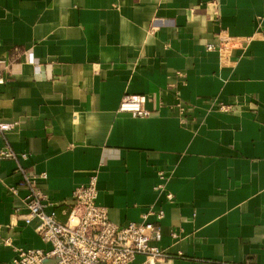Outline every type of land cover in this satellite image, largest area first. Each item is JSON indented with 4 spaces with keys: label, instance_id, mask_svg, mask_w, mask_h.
<instances>
[{
    "label": "crops",
    "instance_id": "1",
    "mask_svg": "<svg viewBox=\"0 0 264 264\" xmlns=\"http://www.w3.org/2000/svg\"><path fill=\"white\" fill-rule=\"evenodd\" d=\"M0 60V149L27 153L61 220L97 173L112 221L164 210L159 264H264V0H0ZM17 166L0 158V264L51 246L14 214Z\"/></svg>",
    "mask_w": 264,
    "mask_h": 264
},
{
    "label": "built area",
    "instance_id": "2",
    "mask_svg": "<svg viewBox=\"0 0 264 264\" xmlns=\"http://www.w3.org/2000/svg\"><path fill=\"white\" fill-rule=\"evenodd\" d=\"M228 42V41H227ZM233 42H236L235 40ZM208 45V49H214ZM29 60L34 62L29 53ZM4 61L0 60V63ZM36 70L40 65H35ZM0 83L4 78L0 75ZM147 97L142 94H126L120 104L121 111H127L134 116H148ZM183 112L185 107L178 103ZM220 110H229L230 105L221 104ZM14 123L0 122V131L6 134ZM27 153H17L6 141L0 149V158H10L18 162L16 171L21 175L17 185H6L13 194L18 195L19 189H25L22 212L17 207L14 214L29 225L37 221L35 231L41 239L49 243V249L32 247H15V256L12 264H159V261L168 256L160 246L162 239L161 221L164 218L163 209L149 207L142 213L141 221H130L119 224L109 217L107 207L98 204L97 173H94L87 184L77 186L73 191L72 199L67 203L66 219L58 216L57 205L47 193L37 184L38 174L32 173L21 163L27 158ZM41 176L46 177V173ZM159 183L157 191L166 190L170 173L164 169L158 171ZM168 199H173L172 193H167ZM153 217L154 220H150ZM173 233V237H177ZM5 245H12V239H2ZM144 259L136 263L137 257Z\"/></svg>",
    "mask_w": 264,
    "mask_h": 264
},
{
    "label": "water",
    "instance_id": "3",
    "mask_svg": "<svg viewBox=\"0 0 264 264\" xmlns=\"http://www.w3.org/2000/svg\"><path fill=\"white\" fill-rule=\"evenodd\" d=\"M46 263H47V264H49V263H50V261H46Z\"/></svg>",
    "mask_w": 264,
    "mask_h": 264
}]
</instances>
